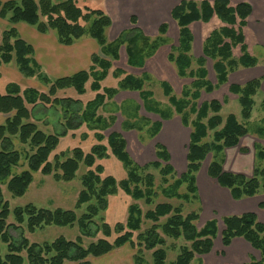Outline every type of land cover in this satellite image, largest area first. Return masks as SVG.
I'll return each instance as SVG.
<instances>
[{
	"label": "trees",
	"instance_id": "obj_1",
	"mask_svg": "<svg viewBox=\"0 0 264 264\" xmlns=\"http://www.w3.org/2000/svg\"><path fill=\"white\" fill-rule=\"evenodd\" d=\"M252 14L253 7L250 3L241 2L232 6L230 0H184L172 10L171 17L177 23L179 39L168 60L175 66L181 79L192 80L188 86L183 87L180 98L174 95V90L168 82H160L163 94L175 114L181 118L183 126L191 130L187 170L178 176L165 146L157 144L155 152L158 160L141 167L130 156L122 134L113 132L107 138L102 134L112 126L115 119L106 123L98 116L99 110L107 100L114 99L122 91H131L139 94L143 109L148 113L158 115L163 121L172 117V113L163 110L155 100L154 92L146 89L150 80V75L146 72L139 77L125 75L122 70H116L115 78L119 79L125 75L120 78L117 88L101 86L112 69V63L120 60L123 47L127 55V65L143 70L147 60L153 58L167 43V24H162L158 36L152 39L137 26L138 20L132 16V28L123 31L115 41L109 42L107 32L112 26V20L102 8L83 5L78 0L0 1V19L7 20L12 25L2 34L0 66L15 61L22 75L38 78L48 87L46 93L33 88L22 91L19 85L12 83L7 86L6 94H0V114L12 115L0 125V184H6L13 196L22 197L33 182V173H54L58 180L72 181L81 164L90 169L82 177L84 189L77 206H89L87 213L80 219L74 211H52L34 205L14 210L17 222L22 225L27 221L30 232L47 226L72 227L78 222L81 235L76 241L61 237L52 243L31 244L22 234L19 240L13 238L10 230L18 228L6 223L10 209L8 203L3 201L0 188V264H64L66 261L90 264L89 258L103 257L126 245L138 249L134 264H147L144 251L152 252L153 264H167L168 255L164 248L167 238L175 241L183 239L190 243L189 246L183 245L179 248L178 256L170 264H197L194 262L196 256L210 254L214 248V240L219 234L218 220L213 218L201 228L197 225L202 211L197 176L206 159L211 156L208 176L216 180L221 187L228 189L234 200L264 194L262 145H255L257 162L252 177L226 173L223 170L225 150L238 146L240 140L251 132L247 124L252 118L256 104L254 98L261 90L263 79H254L243 86H230V92L238 96L243 123L239 122L234 114H229L224 119L220 115L223 105L217 100L199 103L203 92L211 94L216 89L209 80L208 59L213 62L217 87L227 84L229 76L239 68L248 69L258 65V59L248 52L244 34ZM215 17L223 26L210 34L203 45V56L195 59L191 26L195 23H209ZM20 23L34 27L39 33L53 32L58 42L64 46H71L83 37H90L100 46L101 56L92 57V66L88 71L50 80L34 61L33 47L25 42L13 27ZM235 48L241 51L239 58L234 56ZM90 80L91 90L96 95L85 106L80 100L60 98L57 95L59 91L73 88L82 96L86 93ZM39 104L55 108L56 112L58 109L62 110L64 121L61 123L60 133L47 134L32 122L34 110ZM261 107L264 112V101ZM192 116H195L194 119ZM124 124L126 130L142 131V127L130 120ZM83 125L97 131L98 144L93 145L88 153H84L81 148H75L71 157L62 161L61 157L56 155L54 163L51 162L50 156L57 149L60 139L68 136L71 131L79 130ZM161 129L162 122H154L150 128V138L154 139ZM256 133L259 137H264V118L256 127ZM15 139L30 148V153H25L28 168L19 173H14V170L21 166L23 153L15 149ZM105 139L108 146L102 144ZM108 148L126 169L127 177L122 181L118 182L113 176L102 178V165L98 164L92 170L97 160L106 159ZM149 168L159 170L163 182L161 193L164 197L187 204L198 201V210L185 215L182 204L174 206L170 202H162L144 213L140 205L134 203L128 208L125 223H117L111 227L104 222L101 228L96 226L94 232V218L106 210L108 197L115 195L119 188L137 202L144 201L148 206L154 205V199L157 197L155 177L153 174L144 173ZM58 171L62 174H58ZM259 208L264 209V203H261ZM143 219L152 222V226L145 231H141ZM163 219L165 220L162 221ZM221 221L224 225L221 232L223 246L229 247L234 239L243 238L261 254L260 260L251 259L244 264H264V223L259 221L257 214L227 216L221 218ZM101 232L105 238L92 242L88 247L83 246L84 237H95ZM135 232H139L136 242L133 239ZM114 234L117 237L110 242L107 238ZM2 244L7 247L6 254H3Z\"/></svg>",
	"mask_w": 264,
	"mask_h": 264
},
{
	"label": "rangeland",
	"instance_id": "obj_2",
	"mask_svg": "<svg viewBox=\"0 0 264 264\" xmlns=\"http://www.w3.org/2000/svg\"><path fill=\"white\" fill-rule=\"evenodd\" d=\"M232 1L235 4L240 0ZM253 1L256 5V11H258L260 15H258L257 20L255 19L252 23H250V26L248 28H246L247 26L245 27L246 29H244V33L246 35L245 42H247V48H249L248 52L252 56L256 57L259 62L256 67H253L254 69H250L255 72L264 68V40H262L261 37L260 39H258L259 37L257 31V28L260 29L264 27V20L262 19L264 18V0ZM94 4L95 2H92L91 7H99L98 5ZM168 24L169 28L167 33V43L160 48L158 56L148 63L146 70L144 69L141 71L129 68L126 61V54L122 50V59L112 63V69L110 70L106 80L101 83V86L103 88H117L120 78H124L126 74H132L140 77L144 72H149L148 74L150 75V80H148L146 84V89L152 90L154 92L155 100L160 103L163 110L171 112L173 118L177 114H175L173 107H171L168 99L164 96L160 82H169L174 90V95L180 98L183 87L188 86L192 82V80L189 78H179L176 73L175 66L168 60V56L171 53L172 48L177 47L179 39V29L176 22L172 19H169ZM222 26V22L217 17H215L209 23H195L194 25H192V32L195 38V42L193 45V55L195 59L203 56V45L206 39L214 30L219 29ZM9 27L10 26L8 25L7 20L0 19V44L2 38L1 33L3 34V32L9 30ZM233 53L236 58H239L241 56V51L239 48H235ZM12 66H16L14 62L12 63ZM207 67L209 70V80L214 84V86H216V89L211 94L203 92L199 103L217 100L223 105V109L220 115L224 119H226L229 114H234L237 117L238 121L243 123L244 121L241 116V106L238 101V96L230 92V81L221 87H217L216 75L213 69V62L210 59H208ZM244 69L245 68H239L237 71ZM116 70H122L125 75L123 74L119 79L115 78L114 73L116 72ZM17 72L20 78H22V80H24L25 82L30 80L21 75L18 69ZM235 73H232L231 75ZM231 75L229 77H231ZM9 77L11 78V76ZM9 77L6 76V80H8ZM6 80L4 79L5 82L3 84V79H1L0 91H5V87L7 86ZM34 83L36 82H33V85H35ZM91 83L92 80L89 81L86 87V94L82 96L78 95V93L73 88L67 89V93L60 92V94L57 95L60 98L71 97L74 99H82V102H84L85 104L86 102H88L87 100L90 101L91 99H93L92 94L95 93L91 90ZM239 86H243V84ZM122 92H120V95L118 94L114 99L107 100L105 105L98 112V116L103 118L104 122L106 123H111L112 119H115L112 126H110V128L106 131L102 132V134H104L106 138L113 132L122 134L126 142H128L127 149L130 156L139 166L144 167L145 165L158 160L156 158L155 146L159 144L160 137L158 136L154 139H151L149 132L152 124L154 122L161 121V119L158 116L153 115L152 113H148L143 109V103L137 92ZM124 99L130 100L125 101ZM121 100L124 101L121 102ZM254 100L256 104L253 109L252 118L247 124V127L250 131L256 129V127L260 124L261 118H264V112L261 107V104L264 101L263 87H261V90L256 95ZM139 106L140 109H138ZM194 117L195 116H192L191 118L194 119ZM127 120H130V122H134L135 124L142 127V131H137L135 129L126 130L123 126L125 125L124 123ZM63 121L64 119L62 110L58 109V112H56V109L52 108L50 116H48L46 120H39L37 122L38 127L45 133L57 134L62 131L61 123ZM96 133L97 131L89 129V127H87L86 125H83L82 128L77 131L69 132L68 136L60 139V143L57 149L50 156V161L54 163V157L56 155H59V157H61V160L64 161L66 158L72 156V152L75 148H81L84 153L90 152L92 146L98 144ZM169 135H165L164 140L166 139L167 141H170L169 139L172 138L171 135ZM178 142L180 145V149L182 150V143L184 145L185 142H187L184 135H182L181 140H179ZM102 144L108 146L106 139L102 142ZM15 149L23 153L21 166L15 168L14 170V173H19L28 168L27 161L25 159V153H30V148L29 146L21 144L17 139H15ZM98 164L104 167V173L101 175L102 178L113 176L119 182L127 177V172L123 163L112 155L110 148H108L107 150L106 159L97 160L96 165L92 168V170H94ZM89 170L90 169L87 168L84 164H81L75 179L72 181L58 180L55 178L54 173L51 175H44L41 172L33 173V182L31 183L26 194L22 197L13 196L7 189L6 184H0L3 201L8 203L10 209V215L6 223L8 225H14L16 228H18H12L10 230L12 237L19 240L22 234V236L24 235V237L31 244H42L46 242L52 243L56 239L61 237L65 238L68 241H76L77 238L81 235L78 222L72 227L47 226L44 228H38L34 232H30L27 227V221L22 225L17 222L14 210L16 208H25L28 205H34L37 208L52 211L56 209L74 211L77 215V218L80 219L84 214L87 213V208L89 206V204L77 206L80 194L84 189L82 184V177ZM57 173L62 174L60 171H58ZM144 173L153 174V176L155 177V190L157 192V197L154 199V205L148 206L144 203V201L137 202L119 188L118 192L115 195L108 197V206L106 210L100 212V214L94 218L95 226L92 227V230L94 232L96 226H99L101 228L104 222L109 224L111 227H114L117 223H125L128 217V208L131 204L134 203H138L144 213H146V211L150 209H153L156 204L162 202H170L174 206L182 204L184 207L185 215L191 211L198 210V201H194L192 204H187L178 200H168L162 195L161 187L163 186V182L159 170L149 168ZM92 203H94V201ZM208 214L210 215V212ZM208 214L207 211H201V216L203 217L202 224L207 221V217H209ZM164 220L165 219H163L162 221ZM200 222L197 224L198 228H201ZM151 226L152 222L143 219L141 231H145ZM223 226V222L221 221L219 225V234L214 240L213 251L208 255L196 256L194 260L195 263L227 264L228 260L226 259L225 255H222V253L224 252L223 250L226 249L221 241V232L224 229ZM138 234L139 232L134 233L133 239L135 242ZM116 237L117 235L114 234L111 238L107 239L110 242H113ZM102 238H105L102 232L97 234L95 237H84L83 246L88 247L92 242H96ZM183 245L189 246L190 243H187L183 239H180L178 241L168 238L166 239V245L164 246V248L166 249L168 255L167 264L172 263L176 259L179 254V248ZM2 251L3 254H6L7 252V247L4 244H2ZM137 251L138 249H134L131 246L126 245L121 248L115 249L110 254L103 257L89 258L88 261L90 262V264H134V256ZM144 256L147 264H153L152 252L144 251ZM64 264L79 263L66 261Z\"/></svg>",
	"mask_w": 264,
	"mask_h": 264
},
{
	"label": "crops",
	"instance_id": "obj_3",
	"mask_svg": "<svg viewBox=\"0 0 264 264\" xmlns=\"http://www.w3.org/2000/svg\"><path fill=\"white\" fill-rule=\"evenodd\" d=\"M0 1L7 2L12 0H0ZM13 1H19V0H13ZM35 1H39V0H35ZM52 1L61 2V0H52ZM78 1L81 4H87L88 6H91V3L95 2L94 5H98L99 6L98 8H102L109 15V17L112 20V26L107 32V37L109 42H113L119 37V35L123 31L132 28L130 22L132 16H135L137 18L138 20L137 26L144 32L146 36L152 39L156 38L158 36L160 26L162 24L169 25L168 21L169 19H172L171 17L172 10L184 0H78ZM194 1L200 2L203 0H194ZM207 1L214 2L215 0H207ZM230 1L232 6H235L241 2H248L252 5L253 14L248 20V25L246 28H248L250 26V23H252L255 19L257 20L258 15H260L258 11H256V5L253 0H240L235 4L232 0ZM262 19L264 20V18ZM8 25L10 26L9 28H11L12 25L9 24V22ZM13 27L17 29L20 37L33 47L34 61L40 67L41 72L44 75H46L50 80L70 77L78 72L88 71L92 66V57L95 55L101 56L100 46L94 39L90 37H83L80 40L76 41L71 46H64L58 42L57 37L53 32H49L46 34L39 33L34 27H30L24 23L17 24ZM191 30H192V26H191ZM257 31L259 37L258 39H260L261 37L262 40H264V27L260 29L257 28ZM245 39H246V35H245ZM194 42H195V38H194ZM122 50L126 54L125 48L123 47L120 51V59H122ZM159 52L160 50L156 53V55L153 58L147 60L143 70L144 69L146 70L148 63L154 60L158 56ZM13 62L15 63V61H12L9 64H3L0 67V81L1 79H3L2 82L3 84L5 82L4 79L6 80V76L7 77L11 76V78L9 77L11 80L9 78L8 80H6L7 86L9 84L14 83L19 85L22 91L28 88H33L43 93H46L48 91V87L45 86L38 78H27L23 75L25 78L30 80L27 82L22 80V78H20L17 72L18 68L16 63H15L16 66H12ZM250 69H254V68L239 70L235 74L231 75V77H229L230 84L244 85L253 79L262 78L263 79L262 87L264 89V68L262 70L259 71L257 70L255 72ZM136 70H140V69H136ZM33 82H36L34 83L35 85H33ZM7 86L5 87V91L1 89L2 91H0V94L2 95L6 94ZM66 91L67 90L59 91L58 95L60 94V92L67 93ZM92 95L94 99L96 93H93ZM74 100H80L81 102L83 101L82 99H74ZM124 100L129 101L130 99L127 100L124 99ZM124 100H121V102ZM87 101L89 102V100ZM88 102H86L85 104L84 102L82 103L86 105ZM51 110L52 108L44 107L41 104H39L37 108L34 110V117L32 118V121L38 125L37 121L46 120V118L50 116ZM11 116H12L11 114L10 115L0 114V125H3L6 122V120ZM161 122H162V129L156 137L158 136L160 137L159 144L165 146L169 151L171 157V164L174 167L177 175L181 176L187 170V155H188V146L190 142L191 130L183 126L181 122V118L178 115H175L173 118L171 117L169 120H165V121L161 120ZM169 134L171 135L172 139H169L170 141H167L166 139L164 140L165 135H169ZM182 135H184L187 142H185L184 145L182 143L181 145L182 150H181L178 141L181 140ZM256 144H260L264 147V137H259L256 133V129H254L247 136L243 137L240 140L238 146L228 148L225 150L224 152L225 160L223 164V170L226 173L243 175L248 178L252 177L257 162L256 152H255ZM210 162H211V156H209L206 159V161L203 163L201 170L197 176V187H198L202 210L207 211V214L210 212V215L208 214L209 217H207L208 218L207 221L216 218L218 220V227H219L221 218L223 217L240 216L246 213H255L257 214L259 221L264 223V209L259 208V205L261 203H264V194L261 193L255 197L247 198L243 200H234L228 189L221 187L216 180L208 176L207 170ZM200 221H201L200 222L201 227H203V225L207 222L206 221L204 224H202L203 222L202 216L200 218ZM223 251L225 253L226 259L228 260L227 264H244V263H248L251 259H255V260L261 259V255L259 251L254 249L243 238L234 239L231 245L229 247H226V249H224Z\"/></svg>",
	"mask_w": 264,
	"mask_h": 264
}]
</instances>
